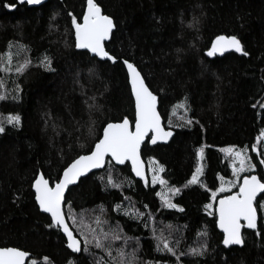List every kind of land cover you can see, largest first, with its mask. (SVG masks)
Listing matches in <instances>:
<instances>
[{
  "label": "trees",
  "instance_id": "1",
  "mask_svg": "<svg viewBox=\"0 0 264 264\" xmlns=\"http://www.w3.org/2000/svg\"><path fill=\"white\" fill-rule=\"evenodd\" d=\"M95 2L113 20L105 49L115 60L75 46L72 17L81 21L86 0L38 6L0 0V246L28 252L26 264H119L118 249L134 254V264H264V194L255 203L257 227L243 229L242 246L222 243L219 196H211L222 183L231 182V190L221 196L237 190L232 156L221 149L254 154L253 145L264 142V0ZM218 35L236 36L248 55L209 56ZM44 57L50 66L42 65ZM124 60L157 97L173 136L166 144L143 143L144 180L127 162L118 166L108 158L104 168L68 189L64 212L81 241L73 253L60 229L48 227L52 221L39 210L32 183L38 173L50 184L58 181L74 158L91 151L108 122L134 121ZM20 64L25 67L17 72ZM10 115L20 116L19 125L7 123ZM197 165L199 183L189 184ZM158 166L167 187L180 189L169 194L177 208L157 195L165 185L153 183L149 169ZM75 214L83 226L73 222ZM105 234L114 261L95 246L94 237ZM162 239L175 254L157 250Z\"/></svg>",
  "mask_w": 264,
  "mask_h": 264
},
{
  "label": "snow or ice",
  "instance_id": "2",
  "mask_svg": "<svg viewBox=\"0 0 264 264\" xmlns=\"http://www.w3.org/2000/svg\"><path fill=\"white\" fill-rule=\"evenodd\" d=\"M28 4H38L40 0H27ZM7 8L16 7L15 4H6ZM82 23L78 22L77 17H72V26L75 29V46L78 49H87L89 52L95 54L101 58H107L109 60H115L116 58L111 56L110 53L105 50L103 42L108 38L109 33L114 27L113 20L110 16L104 15L101 12V7L95 2V0H87V6L84 9ZM226 49H234L238 53L244 52L240 40L236 36H224L218 35L212 40L211 47L208 49L207 54L212 56L216 53H223ZM11 60V54L8 56ZM27 63V62H26ZM43 66H50L48 58L44 57L41 61ZM127 68L128 81L131 85V92L135 98V131L130 130L129 120L125 117L118 123H107L103 128V135L100 137L91 151L86 155H79L71 161L63 169V174L59 177L58 182L54 186H50L49 181L44 178L43 175H37L32 188L35 189V201L39 205L43 212L50 214L52 223L48 227L56 226L61 228L64 234L67 236L68 248L73 251L80 250V241L76 239L73 233L70 231L68 225L65 223V217L62 212L61 201L64 198V192L68 185L74 183L78 177L88 172L90 169L101 166L106 154H110L112 159L120 164L125 161H131L132 171L137 177L141 179L145 178L144 168L140 161L139 149L141 141L144 140L146 133H151L152 143L157 140H167L171 135V131H165L160 124V116L156 110V96L149 90L141 73L137 70V67L128 60L123 61ZM25 67V64H20L15 70L21 72ZM4 68L3 62H0V70ZM2 86V84H0ZM183 107V104H181ZM264 107V105H262ZM7 123L19 125L20 116L10 115ZM4 131V127L0 124V132ZM261 137H264V130L260 133ZM259 139V137H258ZM253 151H255V145H253ZM221 151L231 153L240 162L239 168H233L234 175H239L245 168H254L246 155V151L235 150V146H229L221 149ZM197 157H203V150H197ZM264 163V161H261ZM163 170L162 166H158L153 171L152 182L156 183L159 180L161 185H166L167 181L159 176V172ZM202 171L200 165H197L196 170L192 173L189 184L199 183L198 177ZM264 178H258L256 175H246L243 178L242 183H239L237 187L238 192H233L232 195L223 196L219 200L218 206H215V211L218 215L217 225L223 230V241L225 246L232 244H242L243 237L241 233L240 220L243 218L246 221L247 227L255 229L257 227V209L253 206L254 198L257 197V193L264 194ZM221 180L223 178L221 177ZM109 183H112L111 178ZM117 186L118 185H113ZM228 186L231 187V182H228ZM180 191L178 188H171L168 190L171 194H176ZM224 191V184H221L220 188H217L212 196L215 197L216 192ZM164 205L168 208H177L178 205L171 202L168 193H157ZM206 208H212L213 205L209 204ZM140 215H143L141 213ZM97 223H100L97 217ZM104 236L94 237L95 246L98 249H104L111 260H116L111 254V249L105 247ZM114 239H120L119 236H114ZM87 239L85 240V250H87ZM161 243L163 248L157 246L158 251H168L175 254L174 249L170 246L167 239H162ZM193 254H200L198 249H191ZM29 255L28 252L21 250L18 247H0V264H26L25 258ZM117 255L120 257L119 264H134V254L132 257H127V254L123 249L117 250ZM127 257V259H126ZM45 260L47 258L45 257ZM31 264H36L35 261H31ZM98 264H104L101 260Z\"/></svg>",
  "mask_w": 264,
  "mask_h": 264
},
{
  "label": "water",
  "instance_id": "3",
  "mask_svg": "<svg viewBox=\"0 0 264 264\" xmlns=\"http://www.w3.org/2000/svg\"><path fill=\"white\" fill-rule=\"evenodd\" d=\"M20 2H23V3H26V4H28L27 3V0H19ZM46 0H40V3H38V4H28L29 6H38V5H40V4H42L43 2H45ZM86 6H87V0H86V5H85V8H86ZM101 12H102V10H101ZM102 14H104L103 12H102ZM105 15V14H104ZM83 17V16H82ZM83 21H82V19H81V21H80V23H82ZM112 31V30H111ZM110 35H111V32L109 33V36H108V38L103 42V44H104V46H105V42H107L109 39H110ZM224 36H226V35H224ZM74 38H75V29H74ZM75 42H76V38H75ZM211 44H212V42H211ZM211 44H210V47H211ZM209 47V48H210ZM79 50H85V51H88L87 49H79ZM106 50V49H105ZM89 52V51H88ZM228 52H236L234 49H226L223 53H216V55H218V56H222L223 54H225V53H228ZM92 56H96L95 54H93V53H91V52H89ZM237 54H242V53H238V52H236ZM97 58H99V59H105V58H101V57H98V56H96ZM125 66V65H124ZM125 69H126V73H127V68H126V66H125ZM137 70H138V68H137ZM139 71V70H138ZM140 72V71H139ZM127 76H128V73H127ZM141 76H142V74H141ZM142 78H143V76H142ZM144 79V78H143ZM145 81V80H144ZM146 83V82H145ZM130 84V83H129ZM147 85V84H146ZM148 86V85H147ZM130 89H131V85H130ZM149 90H150V88H149ZM151 91V90H150ZM152 92V91H151ZM153 93V92H152ZM131 94H132V92H131ZM154 94V93H153ZM132 97H133V95H132ZM157 98V97H156ZM133 100H134V108H135V98L133 97ZM156 110H157V112H158V114H159V116H160V124H161V127L165 130V131H171L172 132V135L167 139V140H157L155 143H152L151 142V140H152V136H151V133L149 132V133H146L145 134V137H144V140H142L141 141V146H140V149H139V156H140V161H141V164L143 165V168H144V173H145V178H146V175H147V165H146V162H145V160L143 159V157H142V155H141V149H142V145H143V143L146 141V139L148 138V140H149V142H150V144H158V143H160V144H166V143H168L170 140H171V138H172V136H173V130L171 129V128H166L165 126H164V123H163V118H162V116H161V114H160V112H159V110H158V99H157V101H156ZM123 120V119H122ZM122 120H120V121H122ZM129 120V119H128ZM120 121H115V122H112V123H118V122H120ZM109 123V122H108ZM129 128H130V130H132V131H135V118H134V121L133 122H131L130 120H129ZM102 135H103V130H102V133H101V136L100 137H102ZM99 137V138H100ZM96 143V142H95ZM95 143H94V145H95ZM94 145H93V147H94ZM92 147V148H93ZM89 153V152H88ZM88 153H85V154H81V155H86V154H88ZM111 159V161L115 164V165H118V166H120V165H122V164H120V163H118L117 161H115V160H113L112 159V157H111V155L110 154H106V157H105V161H104V163L101 165V166H99V167H97V168H94V169H90L88 172H86V173H84V174H82L80 177H78L77 179H76V181L74 182V183H72V184H70V185H68L67 187H66V189H65V192H64V198L62 199V201H61V207H62V212H63V215H64V217H65V223L68 225V227H69V229H70V231L72 232V230H71V228H70V226H69V224H68V222H67V218H66V215H65V212H64V203H65V195H66V193H67V191H68V189L71 187V186H74V185H76L78 182H79V180H80V178H82V177H84V176H86V175H88V174H90V173H92V172H94V171H97V170H100V169H102V168H104V166H105V164H106V161H107V159ZM75 159V158H74ZM125 162H127L128 164H129V166H130V169H131V172H132V174H133V176L135 177V178H138V179H141L140 177H137L136 175H135V173L132 171V165H131V161H125ZM124 162V163H125ZM71 163V162H70ZM123 163V164H124ZM67 167V166H66ZM63 174V170H62V172H61V174H60V176ZM37 175H43L42 173H38ZM252 175H255V174H252ZM257 176V175H256ZM258 178H259V176H257ZM36 178V177H35ZM45 178V177H44ZM144 178V179H145ZM243 178H244V176L243 177H241V179L239 180V183H242V181H243ZM46 179V178H45ZM144 179H141V180H144ZM35 180V179H34ZM47 180V179H46ZM59 180V179H58ZM34 182V181H33ZM56 182H58V181H56ZM55 182V183H56ZM262 182H264V180H262ZM55 183L54 184H50V182H49V184H50V186H54L55 185ZM33 189V188H32ZM239 191V188H237V190L235 191V192H238ZM33 192H34V197H35V189H33ZM228 195H232V193H230V194H228ZM228 195H225V196H228ZM260 195H262L261 193H257V197L256 198H254V201H253V206L256 208V206H255V203H256V201H257V199L260 197ZM223 197V196H222ZM221 199V197H219L217 200H216V202H215V206H218V204H219V200ZM36 202V201H35ZM37 204V203H36ZM37 206H38V208H39V210L42 212V213H44V214H46V215H48L49 216V218L51 219V216H50V214H48V213H45V212H43V210H41L40 209V207H39V205L37 204ZM258 211H257V221H258ZM217 219H218V215H217ZM240 224H241V233H242V231H243V229H247V230H250V228H248L247 227V224H246V221H244L243 220V218H241V220H240ZM217 228H218V230H219V232H221V234H222V236H223V230L220 228V227H218V225H217ZM60 229V231L62 232V234L64 235V237H65V239H66V245L68 244V240H67V236L64 234V232H63V230L61 229V228H59ZM73 233V232H72ZM73 235H74V233H73ZM75 237H76V239H78L79 241H80V239L76 236V235H74ZM243 244V243H242ZM242 244H239V245H237V244H232V245H229V246H242ZM1 247V246H0ZM67 248H68V246H67ZM71 252H73V253H79L80 252V250H81V241H80V250L79 251H73L72 249H70V248H68ZM24 251V250H23ZM29 256H30V254L25 258V260H26V262H27V259L29 258Z\"/></svg>",
  "mask_w": 264,
  "mask_h": 264
},
{
  "label": "rangeland",
  "instance_id": "4",
  "mask_svg": "<svg viewBox=\"0 0 264 264\" xmlns=\"http://www.w3.org/2000/svg\"><path fill=\"white\" fill-rule=\"evenodd\" d=\"M255 147H256V151L254 152V154H250L247 150H245L246 155L248 157V160L253 165H255V167L254 168H245V170L240 172L239 175H234V173H233V175L236 179V182H235L236 185L239 184V180L241 179V177L246 176V175L255 174V175L259 176V178H264V163H261V161H264V142H260V143L256 144ZM225 154H227L228 156L229 155L232 156V163L234 164L233 168H239L240 167L239 160H237L231 153L225 152ZM262 180H264V179H262ZM233 184L234 183H232V185ZM220 187H221V184L219 185L218 188H220ZM169 189H171V188H168L167 185H165L163 193H168L171 195V193L168 192ZM229 189H230V187L228 186V183H224V191L216 192L215 197L212 196V193L215 192L216 190L211 193L212 201L215 200L216 196H221V194L231 190V189L230 190ZM170 195H169V197H170ZM72 220L76 225L83 226V224H81V225L79 224V219L76 216V214L73 215Z\"/></svg>",
  "mask_w": 264,
  "mask_h": 264
},
{
  "label": "flooded vegetation",
  "instance_id": "5",
  "mask_svg": "<svg viewBox=\"0 0 264 264\" xmlns=\"http://www.w3.org/2000/svg\"><path fill=\"white\" fill-rule=\"evenodd\" d=\"M237 188H238V187H237ZM223 196H224V195H223ZM219 197H222V196H219ZM219 197H218V198H219ZM218 198H217V199H218Z\"/></svg>",
  "mask_w": 264,
  "mask_h": 264
}]
</instances>
